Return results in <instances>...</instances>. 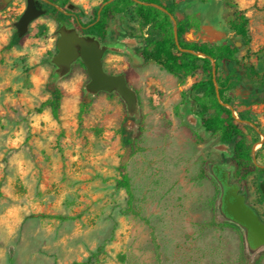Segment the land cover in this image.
Returning <instances> with one entry per match:
<instances>
[{"label": "rangeland", "instance_id": "1", "mask_svg": "<svg viewBox=\"0 0 264 264\" xmlns=\"http://www.w3.org/2000/svg\"><path fill=\"white\" fill-rule=\"evenodd\" d=\"M69 1L64 9L82 22L103 2ZM236 1L248 16L249 47L256 53L248 60L260 67L264 0ZM221 2L178 0L175 13L195 12L216 31L208 42L233 43L240 55L244 48L226 27ZM25 5L0 0V264H264V250L247 252L241 232L215 218L216 188L206 164L220 159L218 137L205 133L198 120L186 121L193 115L187 89L200 72L180 81L171 69L142 62L136 38L119 36L121 50H106L101 60L105 71L122 72L137 94L138 119L130 124L116 93L84 92L87 75L79 60L52 77L55 11L41 12L18 35L15 21ZM230 68L239 72L227 62L219 70ZM49 82L61 93L56 116L48 106L37 110L49 98ZM250 90L242 83L229 94L233 115L249 126L246 140H259L251 149H258L254 162L262 166L264 101ZM121 125L138 134L137 151L126 163L134 212L117 185ZM257 172L248 174L246 190L264 217V203L253 198Z\"/></svg>", "mask_w": 264, "mask_h": 264}, {"label": "trees", "instance_id": "2", "mask_svg": "<svg viewBox=\"0 0 264 264\" xmlns=\"http://www.w3.org/2000/svg\"><path fill=\"white\" fill-rule=\"evenodd\" d=\"M39 2L42 3L40 8L43 11L53 8L55 17L63 20L67 17L62 11L64 6L69 4V0ZM177 2L178 0H108L94 9L91 18L82 23L79 30L81 33L95 35L101 42H117L119 36L136 38L135 50L142 62L153 61L161 67L169 68L180 81L183 76L199 71L201 77L194 80L187 89L192 93V104L198 109L203 130L217 134L218 139L231 149L230 160L235 163L232 176L241 184L245 176L255 168L251 158L252 141H247L244 136L249 126L242 121V116L236 118L232 113L233 104L229 92L239 84L248 83L251 87V97L264 101V63L258 67L248 60L256 54L252 53L249 47L248 16L236 0H222L221 5L227 15L226 27L244 48V52L238 55L239 48L230 42L185 40L183 34L190 29H198L202 20L195 12L177 16ZM56 4L60 5L59 9L55 8ZM154 4H158L165 11ZM170 15L174 21L170 19ZM114 21L119 26L112 28ZM132 22L136 24L135 27ZM173 25L177 43L174 40ZM16 40L15 35L8 46ZM257 59L264 62V57L258 56ZM223 62L237 66L239 72L230 68L227 73L221 74L219 68ZM47 90L49 98L41 102L37 110L48 106L51 114L56 116L60 104V90L51 82L47 84ZM85 104H80L79 112L84 110ZM118 133L122 153L116 167L119 175L117 185L124 189L127 209L134 212L133 193L126 163L137 151L138 134L122 125L119 126ZM213 209L215 218L219 219L215 204ZM218 222L237 229L231 222Z\"/></svg>", "mask_w": 264, "mask_h": 264}, {"label": "water", "instance_id": "3", "mask_svg": "<svg viewBox=\"0 0 264 264\" xmlns=\"http://www.w3.org/2000/svg\"><path fill=\"white\" fill-rule=\"evenodd\" d=\"M3 3L8 0H1ZM103 1L101 4L107 2ZM154 6L165 11L158 4ZM43 12L42 9L35 7L34 0H26V5L15 21L17 34H22L27 27V23ZM172 21L173 17L169 16ZM174 40L177 43L175 36ZM57 37L55 40V52L51 55L49 61L53 65L52 77H59L66 74L71 64L79 60L87 75V81L83 85L84 92L87 95H93L99 91L114 92L123 102L126 115L130 118V124L138 119V103L135 90L130 87L122 72L110 73L104 70L102 66V55L106 50L120 51L121 47L115 42H101L93 34L79 33L72 24L60 22L55 29ZM199 54V53H198ZM212 72L214 71L213 61ZM227 105V104H225ZM228 106V105H227ZM229 107V106H228ZM196 117H186L188 123L193 124ZM217 150L227 149V145L219 143L214 145ZM260 191L264 197V183L259 184ZM231 196V200L227 197ZM223 212L226 217L236 223L243 230V239L247 245V252H254L264 246V223L258 218L243 202V195L237 194V188L231 185L224 194Z\"/></svg>", "mask_w": 264, "mask_h": 264}, {"label": "flooded vegetation", "instance_id": "4", "mask_svg": "<svg viewBox=\"0 0 264 264\" xmlns=\"http://www.w3.org/2000/svg\"><path fill=\"white\" fill-rule=\"evenodd\" d=\"M34 4H35L36 8L41 9L40 6L42 5V3L37 2L36 0H34ZM62 12L67 17H65L64 20L59 18V17H56L57 18V26L59 25L60 22H65L67 24H72L76 28V30L79 33H81L79 29L81 27V24L84 23V22L80 21L78 15L75 14L70 9H64ZM191 104H192V102H191ZM192 112H193V115L190 114V116L192 118L196 117V120H198V122H199V124L201 126L200 118L198 116L199 115L198 109L196 107H194L193 104H192ZM202 130H203V128H202ZM204 132L205 133H209V132H206V131H204ZM257 141H259V140L258 139L253 140L252 143H251V147ZM219 143H223V142H221L218 139V143L217 144H219ZM263 143H264V140L260 141L259 144L262 145ZM223 144H225V143H223ZM218 151H219V154H220V159L210 160L206 164L207 172L210 175V177L212 178L214 186L216 188V196H215L216 215L219 217L220 220L226 221V222H231L232 224L236 225L237 229L241 232L242 242H243V245L245 247V250L247 251V245L245 244L244 239H243V230L236 223H234L230 219H228V217H226L225 213L223 212L224 194H225V191L231 185H234L237 188V194L243 195V202L249 208H251L253 210V212L258 216V218L264 223L263 215L258 210L256 204L254 203V200L250 201L249 194H248V192L246 190V178H247L248 174L253 173L255 171V169H256L258 171L257 172V174H258L257 192L258 193L257 194L254 193L253 198L256 201H258V203H260V202L264 203V197H263V195H262V193L260 191V188H259V184L260 183H264V165L259 166V165H257L254 162V154L256 153V151H258V149H255L254 154L252 153V149H251V158H252V162L255 165V168H253L252 171L249 172L247 174V176H245V178L242 180L241 184H238L237 181H235L233 179V176H232V171H233L235 163L232 160H230L231 149L227 145V149L218 150ZM231 199H232L231 196L227 197V200H231ZM263 250H264V246H262L258 250H255L254 253L257 252V251H263Z\"/></svg>", "mask_w": 264, "mask_h": 264}, {"label": "crops", "instance_id": "5", "mask_svg": "<svg viewBox=\"0 0 264 264\" xmlns=\"http://www.w3.org/2000/svg\"><path fill=\"white\" fill-rule=\"evenodd\" d=\"M190 29L183 34V37L187 41H211V38L215 37L216 31L213 29H209L204 23H201L199 28L196 29L197 32L193 34V36H188L187 34L192 31ZM198 79V78H197ZM196 80V79H195ZM194 81V80H193ZM192 81V82H193ZM191 82V83H192ZM190 83V84H191Z\"/></svg>", "mask_w": 264, "mask_h": 264}]
</instances>
